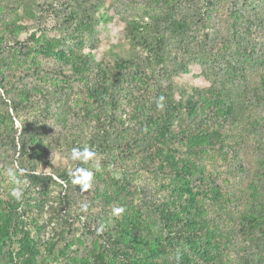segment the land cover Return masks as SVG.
<instances>
[{
    "label": "rangeland",
    "instance_id": "1",
    "mask_svg": "<svg viewBox=\"0 0 264 264\" xmlns=\"http://www.w3.org/2000/svg\"><path fill=\"white\" fill-rule=\"evenodd\" d=\"M67 1L0 0V198L6 200L3 205L0 203V264H125L123 259L111 255L101 235L111 233L114 237L120 234L122 242L133 238L137 242L130 248L134 253L146 243L155 257L159 254L154 245L157 236L162 228H167L164 234L172 229L169 222L175 223L176 212L194 219L180 205V181L167 178L162 169L144 165L134 155L143 146L133 132L139 126L138 118L130 116L123 125H117L116 131L131 144V153L134 150L135 153L127 157L123 168L112 169L107 157L111 152H107V148L94 153L87 145L94 132L105 134L110 130L107 126L108 112L96 108L99 104L88 89L91 75L89 78L80 77L54 56H24L18 52L21 43L35 46L38 44L34 41L36 38L40 42L44 38H60L59 23L64 21L70 9ZM126 2L104 0L99 10L102 19L96 26L98 46L91 50L96 63L113 62L128 56L123 28L125 17L132 10ZM192 10L195 12L189 28L188 51L196 54L195 60L186 69L174 65H169L166 72L159 73L155 69L153 76L148 78L149 92L142 100L146 108L158 102L155 90L160 88V84L163 87L173 83L174 90L178 92L180 86L207 88L213 82L224 83L226 78L218 73L221 60L214 57L224 51H234L232 57L237 58L236 54L240 55V52L233 44L220 41L223 36H232L250 28L259 37L255 46L257 51H264V0H213L211 6H206L203 0H196ZM204 18L208 21H202ZM32 34H35L34 38ZM88 47L89 43L85 42L83 51L88 52ZM38 66L44 69L48 78L38 94L46 110L44 115L31 112L30 119L36 115L42 124L34 130L26 129L24 138L28 146H37L38 138L31 132H38L43 139L39 146L48 144L49 148L42 159L32 161L31 151L19 154L22 128L10 101L18 96V91L32 92L36 82L34 69ZM251 67L255 65L252 63ZM258 72L260 70L255 69L245 82L255 86L256 94H249V100L255 107L251 113L263 126L258 125L257 134L250 138L251 145L242 152L240 165L243 169L226 164H218L214 169L217 175L212 177L215 183L211 194L218 198L216 206L220 209L224 208L225 195L216 187L230 185L224 181L225 173L232 183L230 186L236 185L237 188H243L244 183L248 186L249 181H244L246 176L251 179L264 173V85L257 83ZM237 79L233 74L228 80L236 84ZM87 98L89 101L86 103ZM121 104L122 113L132 112L127 99H123ZM20 109L29 112L25 106ZM98 117L104 120L98 121ZM66 129L79 133L80 137L65 143L62 136L67 134ZM7 133L15 137V144L5 146L7 142L2 138ZM116 133L115 136L118 135ZM116 156L121 162L122 155L117 153ZM33 163L34 170L25 172L24 169ZM235 170L238 171L234 173ZM27 173H34L38 178L30 183ZM206 178L195 176L190 186L195 197L201 200V208L214 210L215 206L205 197L210 186V179ZM251 185L249 183V190ZM14 191L20 193L19 197L13 195ZM259 196L264 202L263 190L259 189ZM211 217L209 215L204 220V215L199 214V220L203 221L201 228L204 231L220 230L221 225L212 223ZM179 218L178 215L177 222ZM263 225L258 231L256 228V237L263 236ZM252 245L253 250L256 249ZM255 255L258 258L255 264H264V253Z\"/></svg>",
    "mask_w": 264,
    "mask_h": 264
},
{
    "label": "trees",
    "instance_id": "2",
    "mask_svg": "<svg viewBox=\"0 0 264 264\" xmlns=\"http://www.w3.org/2000/svg\"><path fill=\"white\" fill-rule=\"evenodd\" d=\"M126 1L132 12L124 20L123 35L129 48L128 56L124 58L107 63H96L92 59L91 50L98 46L96 26L102 19L99 10L104 0H68L70 9L66 8L65 19L59 23L60 38H44L43 42L36 38L34 41L37 45L21 43L18 47V52L24 56H54L80 77L89 78L91 75L88 89L99 104L96 108L108 112L107 126L110 130H106L105 134L94 132V136L88 138L87 145L94 153H101L107 148V152H111L107 157L112 169L123 168L127 157L135 153V150L131 153V144L116 131L118 124L123 125L133 116L139 119V126L135 130L132 126L133 132L143 143L141 150L134 154L138 161L147 166H157L166 173L167 178L180 181V205L194 219L176 212L174 222L177 224L169 222L172 229L164 234L167 228H162L157 236L154 244L159 252L157 256H153L146 243L136 250L137 253L132 252L130 248L137 242L133 238H126L122 242L120 234H113L114 237L111 233L101 235L106 241L104 245L111 255L123 259L125 264H255L258 261L255 253H264V232L262 237H256V232L264 224V202L259 196V189L264 191V173L251 179L248 176L244 178V181L252 183L250 190L249 183L248 186L244 183L243 188L230 186L232 183L225 173L224 181L230 185L216 187L218 192L220 190L225 195L223 209L216 206L218 198L211 194V188L215 183L212 177L217 175L214 169L218 164L233 165L234 168L238 165L243 169V165H240L242 152L251 145L250 138L257 134L258 125L263 126L251 113L255 107L249 100V94H256L255 86L245 82L255 69H259L257 83L264 85V51L259 52L255 47L259 37L247 28L220 39L227 45L233 44L240 52V55L236 54L237 58L232 57L234 51H224L214 57L221 60L218 73L226 78L224 83L213 82L207 88L180 86L178 92L174 90L173 83L163 87L160 84V88L155 90L158 102L146 108L142 100L149 92L148 78L153 76L155 69L159 73L166 72L169 65L186 69L195 60L196 54H189L188 51V38L195 12L192 5L196 0ZM203 1L206 6H211L213 0ZM202 21L208 20L204 18ZM85 42L89 43L88 52L83 51ZM252 63L255 67H251ZM247 64L250 65L246 67ZM34 70L36 82L32 92L18 91V96L10 101L22 128L19 133V154H29L31 151L32 161L42 159L49 148L48 144L39 146L43 139L38 132H31L33 137L38 138L37 146H28L24 138L26 129L34 130L42 124L36 115L30 119L31 112L44 115L43 111L46 110L38 94L48 80L47 73L39 66ZM233 74L238 78L236 84L228 80ZM123 99H127L133 108L130 114L121 112ZM88 101L89 98L86 103ZM21 106H25L29 112H22ZM100 119L104 120L98 117V121ZM62 121L65 122L64 119ZM66 130L67 134L62 136L65 143L80 137L79 133ZM2 139L7 142L5 146L15 144V137L9 133ZM117 153L123 157L121 162H118ZM34 165L24 171L34 170ZM248 175H252L250 170ZM27 176L31 179L30 183L38 178L34 173H27ZM195 176L210 179L205 197L215 206L214 210L201 208L202 202L195 197L190 186ZM124 179L127 181L126 174ZM5 201L0 198L2 205ZM199 214L204 215V220L212 215L211 222L216 226L221 225V229L204 231ZM178 215L180 220L177 222ZM170 233L173 235L169 236ZM252 244L258 250H253Z\"/></svg>",
    "mask_w": 264,
    "mask_h": 264
},
{
    "label": "clouds",
    "instance_id": "3",
    "mask_svg": "<svg viewBox=\"0 0 264 264\" xmlns=\"http://www.w3.org/2000/svg\"><path fill=\"white\" fill-rule=\"evenodd\" d=\"M13 195L19 197L20 193H19L18 191H14V192H13ZM118 211H119V210H118Z\"/></svg>",
    "mask_w": 264,
    "mask_h": 264
}]
</instances>
